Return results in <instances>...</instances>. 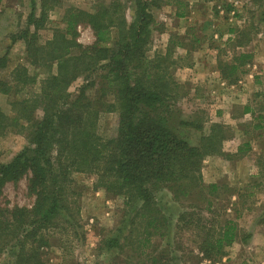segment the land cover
I'll return each instance as SVG.
<instances>
[{
	"label": "trees",
	"instance_id": "1",
	"mask_svg": "<svg viewBox=\"0 0 264 264\" xmlns=\"http://www.w3.org/2000/svg\"><path fill=\"white\" fill-rule=\"evenodd\" d=\"M125 2L133 8L130 21L122 0L99 4L93 12L69 7L64 10L65 31H55L49 41L40 44L39 30L62 1L39 0L37 4L30 0L26 29L19 37L26 56L44 77L38 79L39 75L18 65L8 82L0 80V94L6 96L17 95L39 81L38 92L11 102V115L0 109V137L8 128H24L29 142L11 162L0 165V195L5 184L29 174L34 202L30 208H0V254L6 256L1 264H46L43 250L50 247V238L69 231L67 237L79 239L75 229L81 223L80 194L74 188L73 173L89 174L95 188L123 197L125 211L119 227L99 242L100 251H116L117 258L125 249L132 250L114 264H172L180 262L177 253L185 251L188 257L196 252L200 262L219 263L224 248L238 241V212L234 220L216 224L211 198L221 187L205 184L202 177L207 157L228 159L223 143L232 136L230 127L211 124L198 145L183 139L180 131H202L203 123L196 116L185 120L175 105L188 91L174 80L176 63L171 53L147 55L154 23L150 9L159 7L161 1ZM81 23L93 32L91 46L76 42ZM244 35L238 32L229 46L232 56L224 51L218 62L229 84L237 82L239 67L251 60L250 54L234 53L236 47L249 42ZM5 68V58H0V69ZM95 74L98 82L83 84L75 96L69 92L77 79L87 80ZM93 87L96 97L91 99L86 90ZM109 96L110 102L105 100ZM243 111L252 113L245 134L263 138L264 104ZM107 113L117 114V126L109 137H103L99 122ZM250 144L239 146L237 155L251 151ZM262 150V167L249 176L243 190L234 192L235 201L252 197L253 189L264 187ZM241 191L248 193L245 196ZM167 197L172 203L188 201V206L179 205L174 224ZM184 237L194 243L195 251L184 245ZM250 238L246 234L242 241Z\"/></svg>",
	"mask_w": 264,
	"mask_h": 264
},
{
	"label": "rangeland",
	"instance_id": "2",
	"mask_svg": "<svg viewBox=\"0 0 264 264\" xmlns=\"http://www.w3.org/2000/svg\"><path fill=\"white\" fill-rule=\"evenodd\" d=\"M62 5L60 9H55L49 13L48 24L43 31L38 34V42L40 44L49 40L55 31H65L66 27L63 22L64 10L69 7L83 8L87 12H93L99 4H108L112 0H61ZM121 3L125 8L126 18L130 21L133 14V8L130 3ZM192 2V0H188ZM199 4V19L193 22L188 27L189 33L198 40L197 43L188 42L189 47H199L203 44L213 45L221 48L222 43L227 38V30L232 26L229 21L231 19L232 12L237 21H240L239 25L241 30L245 33L244 37L248 38L249 42L245 43L248 47L245 50L249 51L253 55L252 64L254 63L257 68L256 71H260L253 79H246V76H242L241 81L243 85H236L234 92L241 90V92L251 96V100L255 93L264 92V0H210L212 2L211 15L212 21L201 23L208 13L207 8H203V3H209L205 0H198ZM237 2V6L234 7V3ZM39 0H37V4ZM74 5V6H73ZM30 0H0V58H5L6 68L0 69V80L9 81L10 68L14 65H22L27 68L31 75H39L38 79L44 77L40 74L39 68H36L31 64V60L25 54L24 43H17L13 49L14 53L7 52L5 42L13 41L14 37H19L22 30L26 29V19L30 12ZM92 10V11H91ZM201 17V18H200ZM6 29V31H5ZM54 30V31H53ZM53 31V33H52ZM215 32L218 35V40L211 38V34ZM3 34L4 37L2 36ZM9 34V35H8ZM210 36V37H209ZM113 37L116 38V31H113ZM76 42L83 46H91L94 43V35L92 30L85 23H81L76 28ZM214 41V42H213ZM113 44V43H112ZM157 45V44H156ZM153 43L149 57H153L156 54L153 49ZM7 53V56L3 54ZM76 52V51H75ZM216 53H212L215 59ZM227 56H232V51L227 49ZM3 56V57H1ZM227 57V58H228ZM192 58V57H191ZM9 62V66H8ZM14 62V63H12ZM17 62V63H16ZM8 66V68H7ZM248 70V69H247ZM252 72L251 69L248 72ZM98 74L92 75L87 80L83 78L77 79L69 88V92L75 96L78 94V89L85 83L98 82ZM208 80L199 81L195 83L196 93L202 97V101L197 99L196 105L194 102L188 104L187 101L181 99L175 105L179 107L182 112V117L185 120L200 119L202 123L208 119L207 112L217 107L214 105L216 101L214 94L215 91L221 94L227 91L220 85L215 84ZM39 81L32 87L26 88L19 92L17 95H2L0 94V109L7 115H11L10 104L14 100L21 98H27L29 95L38 92ZM189 86L185 88L186 91ZM184 91V89L182 90ZM86 95L94 99L96 97V87L86 90ZM222 97H220L221 99ZM106 101H112V98L106 97ZM243 100V99H242ZM261 104H264L263 98H257ZM214 105V106H213ZM221 105V104H219ZM237 106L242 104L238 103ZM222 106V105H221ZM193 108V109H192ZM214 109V110H215ZM232 110V107L231 109ZM239 113L240 109L237 107L233 113ZM100 133L103 137H109L117 126V114L107 113L104 114L99 122ZM205 130V124L203 125ZM247 128H243L245 131ZM204 130L196 131L185 129L180 131V135L183 139H187L192 145H198L199 138L204 134ZM248 131V129H247ZM206 132L209 130L206 127ZM251 143L252 148L247 154V163H235L242 155L236 156L228 153L233 149L234 143L225 142L224 150L230 154L227 158H206L203 163L202 177L205 184H218L221 190L217 195L211 198L213 204V210L216 211L214 216L215 223H221L222 220L232 219L236 217L235 212H238V218L236 219L237 225L240 230L238 241L229 247L224 248L225 255L221 262L212 263L208 261H198L195 255L189 253V257L186 255V251L177 253L180 262L172 264H264V187H258L253 189L254 195L252 197H244L235 201L234 192L243 190L248 184L249 176L260 170L262 163V149L264 147V137L256 138L254 135H248L247 137ZM245 140V138H244ZM28 137L24 128H8L3 136L0 137V165L8 164L12 159L28 145ZM227 159L228 161L224 160ZM238 166V167H237ZM29 174L22 177L21 180L13 183L9 182L2 188L0 195V208L2 209H14V208H30L34 202V195L29 190ZM73 185L77 193L80 194V218L81 223L79 227L75 229V232L79 234V239L75 237H67L70 232L67 231L63 235L55 236L53 239H49L50 247L45 248L44 259L46 264H114L115 261L125 260V256L131 255L132 250L130 248L117 258L115 252H106L99 250V242L101 239L112 236L115 230L119 227L121 218L124 214L123 197L111 196L105 190L101 188H95V179L89 174L73 173L72 174ZM244 192V191H241ZM164 193H166L164 191ZM248 192L243 194L246 196ZM167 205L171 211L168 213L172 216V222L174 224L176 216L180 211L179 205L188 206V201H181L179 203H172L167 197L165 198ZM234 203V205H232ZM246 234H250L251 238L246 242H243V237ZM185 246H189L191 250L195 251L194 243L187 241L186 237L183 238ZM174 242H172L173 244ZM164 242L160 243L161 247H164ZM182 257V258H181ZM6 256L4 253L0 254V264L4 262ZM136 260V259H133Z\"/></svg>",
	"mask_w": 264,
	"mask_h": 264
},
{
	"label": "crops",
	"instance_id": "3",
	"mask_svg": "<svg viewBox=\"0 0 264 264\" xmlns=\"http://www.w3.org/2000/svg\"><path fill=\"white\" fill-rule=\"evenodd\" d=\"M145 1H151V0H145ZM160 1H161V5L159 7L156 8L152 6L150 9V12L154 20L152 26V35H151L152 43L154 46L153 49H155L156 53L161 55H165L167 52L171 53V58L176 63L173 71L174 80L181 85H186L187 87L189 86L188 93L184 97L185 99L182 98L184 99V101H187L188 104L194 102V106H195L197 99H200L202 101L203 98L196 93L194 89L195 88L194 85L196 82L204 81V79L211 82H215V84L222 86L224 88L223 90L227 91L224 94L215 91L214 97L217 102H215L214 105H217V107L216 109L213 108L209 110L210 113L207 112L208 119H206L205 122L203 123V125L205 124V130L203 127L204 130L203 135L208 134V132H206V127L209 130L210 125L213 123H220L227 125L228 127H230L232 134V136L228 139L227 142L234 143L233 149L230 150L228 153H230L233 156L242 155L241 158H239L235 163L238 164L247 163L248 160L246 161V159L248 152L250 151L244 153L247 155H244L243 153L237 155L238 147L241 146L243 143L250 141L247 138L248 134H245L243 128H246L245 127L246 123L252 122V113L250 111L244 113L243 108L247 106L251 108H257V105L260 103V101H258L257 98L261 97L264 99V92L255 93L253 99L251 100V96H249L248 94H245L244 92L242 93L241 90H237L236 92H234L232 89H234V87L238 84L243 85L241 81L242 76L247 75L246 79L254 80V78L257 76V74L260 71L257 72L256 71L257 66L254 63L252 64L253 55L251 52L245 50L246 48H248L247 47L248 45L246 46L245 44L243 46L236 47L234 53L236 55H239L241 53L250 54L251 60L245 63V65L239 67L238 72L236 73L238 80L235 84H229V82H227V80L222 77L218 69V62L219 59L222 57V54L224 53V51H227V49L232 44V42L236 40L238 36V32L241 31V28L239 26L241 22L233 18L235 15L232 12L231 19H229L230 23H232L231 24L232 26H230V28L227 30V38L222 43L223 48L220 49V47L217 46L218 44L213 45V47L211 45L203 44V46L199 45V47L190 48L189 45L187 44L188 42L191 43L198 42V40L195 39L194 36L189 33L188 27H190L194 21L199 19V7H198L199 1L198 0H192V2L188 0H160ZM208 2L209 3L206 2L203 3L204 4L203 8L208 9L209 7V9L206 18H204L201 23H205L206 21L207 22L212 21V17H213L211 15L212 2L210 1ZM232 3H234L235 5L234 7L237 6V2H232ZM81 10L84 9L82 8ZM179 13H184V16L179 17L178 16ZM47 24L48 21L45 23L44 27L39 30V32L43 31L46 28ZM2 30L4 29H0V37ZM4 35L5 34H3L2 36L4 37ZM52 37L53 34L51 38ZM211 38H213V40L214 39L218 40V35H216V33L213 32L211 34ZM19 42L23 43L20 37L16 36L14 37L13 41L8 42L7 39V42H5L4 47H7V52L10 53L11 51L12 54L14 53L13 49L15 48L16 44ZM216 51L218 52L214 59L212 53H216ZM5 55L7 56L6 50L3 56ZM8 66H9V62H8ZM15 67L16 66L14 65L12 68H10V72ZM247 69L248 70L251 69L252 72L250 71L248 72ZM261 69H262V73H264V69L263 68ZM220 97L222 98L220 99ZM238 103L242 105L237 106L236 104ZM219 104H221L222 106ZM231 107L232 110H230ZM237 107L240 109V112L233 113L234 109ZM224 143H223V152L227 153L224 150V145H225ZM250 146L252 147V144H250ZM208 158L216 159L222 157L210 156ZM224 160L228 161L227 159Z\"/></svg>",
	"mask_w": 264,
	"mask_h": 264
}]
</instances>
